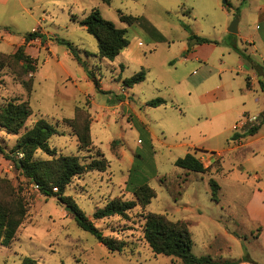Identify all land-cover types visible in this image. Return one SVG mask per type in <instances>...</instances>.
I'll return each mask as SVG.
<instances>
[{
	"label": "rangeland",
	"instance_id": "1",
	"mask_svg": "<svg viewBox=\"0 0 264 264\" xmlns=\"http://www.w3.org/2000/svg\"><path fill=\"white\" fill-rule=\"evenodd\" d=\"M223 1L0 0V106L27 102L31 109L18 135L0 128V202L19 200L25 209L10 245H0V264L25 257L37 264H178L153 254L144 241L148 213L187 223L196 256L244 257L234 234L247 237L257 253L244 206L258 183L253 175L264 170V0ZM94 9L125 30L128 45L113 60L98 56L96 39L79 25ZM121 16L142 17L154 30L127 25ZM234 20L237 32L230 33ZM33 31L43 41L25 44ZM61 41L72 44L81 64ZM20 46L33 71L13 57ZM141 70L145 80L124 89L123 80ZM156 98L165 105L147 106ZM243 115L257 117L261 131L252 144L236 148L233 126ZM39 119L58 134L48 140L54 155L38 150L34 160L107 161L103 172L72 178L63 196L104 237L123 242L122 251L109 252L81 230L64 204L40 194L9 160L19 136ZM85 134L89 144L80 147L78 136ZM187 153L208 171L176 167ZM210 179L219 186L216 202ZM142 183L155 194L149 204L123 217L92 219L112 200L137 202L133 192Z\"/></svg>",
	"mask_w": 264,
	"mask_h": 264
},
{
	"label": "trees",
	"instance_id": "2",
	"mask_svg": "<svg viewBox=\"0 0 264 264\" xmlns=\"http://www.w3.org/2000/svg\"><path fill=\"white\" fill-rule=\"evenodd\" d=\"M108 2V0H102ZM226 4V3H225ZM121 22L127 25L139 24L143 27L154 30L149 26L147 21L142 17L121 16ZM79 25L84 27L86 31L92 35L97 41V54L101 59L113 60L124 48L127 47L128 41L125 38V30L116 28L115 25L102 18L98 10L91 12ZM42 35L33 31L24 37V43L27 44L32 40L39 39L42 42ZM190 40H195L197 44H204L207 41L194 36ZM61 44L66 45L70 54L74 59L81 64L80 59L73 51L71 43L61 41ZM23 46L16 49L13 57L21 61L23 60V68L30 72L33 68L30 66L28 58L23 54ZM145 80V72L143 70L134 74L130 78L124 79L122 82L124 89H131L134 85ZM94 85L98 88L97 80H93ZM247 87L249 83L247 81ZM264 92V87H262ZM165 105L163 99H153L147 103V106L156 108ZM31 116V109L27 102L15 103L14 101L7 102L0 106V128L6 133L18 135L24 128L27 119ZM264 120V116H263ZM262 120V122H263ZM260 125L253 126L244 131L241 135L235 134L232 140L253 136L258 131ZM58 131L54 126L46 121L39 119L33 126L25 130L17 139L16 144L10 151L12 155L9 160L12 161L16 169H19L23 176L38 189L39 193L45 197L56 198L65 207L69 208L76 225L83 231L92 235L98 243H101L109 252H120L124 248V243L114 241L104 237L93 222L90 221L75 203L68 197L63 196L65 187L69 184L72 178L92 171L103 172L108 167L105 159L92 160L88 164H81L76 157L60 156L53 158L50 161L34 160L33 156L36 151H42L49 156L54 155V151L48 146V140L57 135ZM88 135V134H87ZM78 136L80 147H87L88 136ZM1 151V149H0ZM21 155V158H17ZM174 165L185 171L194 173H206V168L203 163L195 158L192 154L187 153L183 158H178ZM211 190V199L217 201L218 184L213 180H209ZM137 202L121 201L119 199L112 200L105 204L102 208H98L92 216L93 220H101L113 216L123 217L125 214L133 210L137 205L141 207L149 204L150 199L155 197L154 192L147 186L141 184L133 192ZM25 218V209L19 200L11 203L0 202V245L8 247L14 238V235ZM143 239L148 244L149 248L155 255H163L178 260V264H237L239 261H215L209 256H196L192 253V237L189 231V226L184 221L172 222L163 215L148 213L145 216L143 224ZM247 262L252 261L247 255L241 259ZM21 264H37L31 258H23Z\"/></svg>",
	"mask_w": 264,
	"mask_h": 264
},
{
	"label": "crops",
	"instance_id": "3",
	"mask_svg": "<svg viewBox=\"0 0 264 264\" xmlns=\"http://www.w3.org/2000/svg\"><path fill=\"white\" fill-rule=\"evenodd\" d=\"M263 20H264V13H263ZM245 116L244 115L242 116V120ZM239 125L240 124H238V126ZM260 127L258 131L256 132V134H254L253 136L238 138V139L233 140L232 143L234 144L236 148L246 147L247 145L252 144L253 142H251L250 140H253L260 133L261 131ZM243 131L244 130H242V128H238L237 129L238 133L236 132V134L241 135ZM261 173H262L261 176L258 175L257 173L253 175V178L258 183L256 185H253L251 195L244 206V213H245L247 222L251 224V226L255 227L254 228L255 232L251 233L249 239H251L252 242H254V245H255L254 247L256 248L257 253L254 252V250L252 251L250 250L248 246L249 242H248L247 237H242L237 234L233 235L236 241L240 243L241 247L245 249V253L248 256V258L252 261V263L241 260L243 258L242 254L237 255L235 258H232V259L220 258L219 260H215V261L224 262V261H239L240 260V262H238L237 264H264V170H262ZM186 222H188L189 225L194 224V222H190V221H186ZM246 242H247V245H246ZM217 246H220V243L219 244L217 243ZM200 256H208V255L200 254L198 257Z\"/></svg>",
	"mask_w": 264,
	"mask_h": 264
},
{
	"label": "built area",
	"instance_id": "4",
	"mask_svg": "<svg viewBox=\"0 0 264 264\" xmlns=\"http://www.w3.org/2000/svg\"><path fill=\"white\" fill-rule=\"evenodd\" d=\"M258 123V119L255 116H245L243 120L240 122L239 126H234V130H237V128H243L244 126H250L253 127L255 124Z\"/></svg>",
	"mask_w": 264,
	"mask_h": 264
},
{
	"label": "water",
	"instance_id": "5",
	"mask_svg": "<svg viewBox=\"0 0 264 264\" xmlns=\"http://www.w3.org/2000/svg\"><path fill=\"white\" fill-rule=\"evenodd\" d=\"M225 3H226V1L224 0L223 4H225ZM228 32H230V33H236L237 32V21L236 20H234L233 23L230 25ZM67 210L70 211L69 208H67Z\"/></svg>",
	"mask_w": 264,
	"mask_h": 264
}]
</instances>
